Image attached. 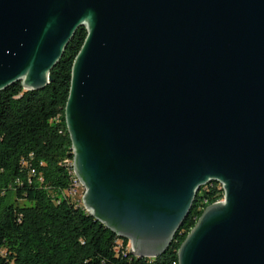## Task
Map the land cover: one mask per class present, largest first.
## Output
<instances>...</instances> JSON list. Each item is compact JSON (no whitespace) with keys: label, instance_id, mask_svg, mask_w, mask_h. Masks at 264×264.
Listing matches in <instances>:
<instances>
[{"label":"water","instance_id":"water-1","mask_svg":"<svg viewBox=\"0 0 264 264\" xmlns=\"http://www.w3.org/2000/svg\"><path fill=\"white\" fill-rule=\"evenodd\" d=\"M79 27L66 129L82 208L137 258L264 264V0H0V91L41 90Z\"/></svg>","mask_w":264,"mask_h":264},{"label":"trees","instance_id":"trees-1","mask_svg":"<svg viewBox=\"0 0 264 264\" xmlns=\"http://www.w3.org/2000/svg\"><path fill=\"white\" fill-rule=\"evenodd\" d=\"M85 37L79 27L43 89L25 91L18 82L0 91V264H177V251L204 209L223 200L219 185L196 194L189 215L155 259L134 257L127 240L76 199L62 196L71 181L64 161L72 162L64 108Z\"/></svg>","mask_w":264,"mask_h":264},{"label":"built area","instance_id":"built-area-1","mask_svg":"<svg viewBox=\"0 0 264 264\" xmlns=\"http://www.w3.org/2000/svg\"><path fill=\"white\" fill-rule=\"evenodd\" d=\"M29 157H31V155ZM22 164L24 166H28V163L25 161H23ZM64 165L69 167V160L64 161ZM69 174L71 175L70 185H69V188L65 192L62 193V196L68 197L69 199H76V201H78V204L82 207L81 199H82V193H84V188L77 178H73L71 167H70ZM33 175H34V170L30 168L29 176H33ZM121 245H122L121 242L118 241L117 247H116L117 251H119V249L121 248ZM128 251L130 252V250Z\"/></svg>","mask_w":264,"mask_h":264},{"label":"bare ground","instance_id":"bare-ground-1","mask_svg":"<svg viewBox=\"0 0 264 264\" xmlns=\"http://www.w3.org/2000/svg\"><path fill=\"white\" fill-rule=\"evenodd\" d=\"M70 166H71V168H72V166H73V162H71L70 164H69ZM73 169V168H72ZM73 176H74V178H76L75 177V175H74V172H73ZM219 185L220 186V188H221V190H222V186L220 185V184H217V183H211V184H208V185ZM83 194L84 193H82V197H83ZM222 194H223V191H222ZM221 202V201H220ZM217 203H219V202H217ZM177 264H178V262H177Z\"/></svg>","mask_w":264,"mask_h":264},{"label":"rangeland","instance_id":"rangeland-1","mask_svg":"<svg viewBox=\"0 0 264 264\" xmlns=\"http://www.w3.org/2000/svg\"><path fill=\"white\" fill-rule=\"evenodd\" d=\"M129 244V243H128ZM128 249L130 250V246L128 245Z\"/></svg>","mask_w":264,"mask_h":264}]
</instances>
